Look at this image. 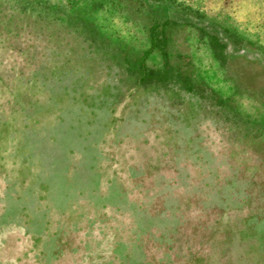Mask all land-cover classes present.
<instances>
[{
  "label": "rangeland",
  "instance_id": "1",
  "mask_svg": "<svg viewBox=\"0 0 264 264\" xmlns=\"http://www.w3.org/2000/svg\"><path fill=\"white\" fill-rule=\"evenodd\" d=\"M0 264H264V0H0Z\"/></svg>",
  "mask_w": 264,
  "mask_h": 264
},
{
  "label": "trees",
  "instance_id": "2",
  "mask_svg": "<svg viewBox=\"0 0 264 264\" xmlns=\"http://www.w3.org/2000/svg\"><path fill=\"white\" fill-rule=\"evenodd\" d=\"M158 33H159V31L156 30L155 28L150 30V33H149V48L146 50L145 55L148 54L152 49L161 48V46H160L161 45V40H160V38L158 36ZM163 57H165V56H163ZM162 66H163L162 67L163 70L167 71V69H169V67L167 66V64H165V62L163 63ZM138 67H139V73L138 74L141 75L142 79H146V77L150 78L149 74L151 75L154 71L155 72H164V71H162L160 69L153 70L152 68H149V67L145 66L143 63H140Z\"/></svg>",
  "mask_w": 264,
  "mask_h": 264
}]
</instances>
